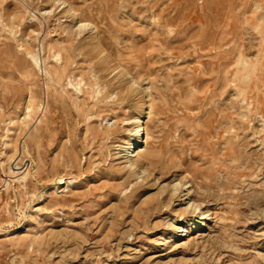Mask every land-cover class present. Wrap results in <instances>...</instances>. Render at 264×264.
<instances>
[{"label": "rangeland", "instance_id": "obj_1", "mask_svg": "<svg viewBox=\"0 0 264 264\" xmlns=\"http://www.w3.org/2000/svg\"><path fill=\"white\" fill-rule=\"evenodd\" d=\"M0 264H264V0H0Z\"/></svg>", "mask_w": 264, "mask_h": 264}, {"label": "bare ground", "instance_id": "obj_2", "mask_svg": "<svg viewBox=\"0 0 264 264\" xmlns=\"http://www.w3.org/2000/svg\"><path fill=\"white\" fill-rule=\"evenodd\" d=\"M82 25H84V24H82ZM91 32H93V31L91 30ZM131 82H132V80H131ZM142 108H145L144 104H143ZM143 122H144V120H142L140 115L135 116L134 119L130 122V126L127 128L128 132H129L130 139H131L129 143L130 144L132 143V146L135 147V149H133L132 151H129V150L126 151V149L123 147V149L121 150L122 154L118 155L119 157H122V159H123L122 162H124V164L129 168L134 167V158L133 157L137 156L138 152L141 150V148L144 146V144L146 142ZM142 172H144V171H142ZM59 182L64 183L65 180L63 178H60ZM172 190H173V193L178 196V199L180 200V202H183L185 200L184 201V203L186 204L185 208H191L192 213L195 215V217L193 219H191L190 221H188V223H185L184 225H179L177 227V228H179L178 229L179 235L183 236V235H186L190 231H198L202 228H205L208 224V220H209L208 217H210V216H208L206 213L201 211L198 204H196L192 200H190V198L187 196L189 189L187 187H184L183 184H180V182H176L175 184L172 185ZM180 220L178 219V221H180Z\"/></svg>", "mask_w": 264, "mask_h": 264}]
</instances>
